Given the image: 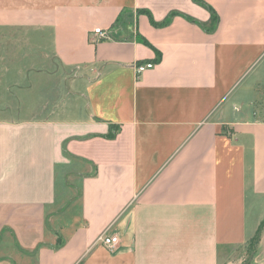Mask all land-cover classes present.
Listing matches in <instances>:
<instances>
[{"label": "crops", "instance_id": "obj_1", "mask_svg": "<svg viewBox=\"0 0 264 264\" xmlns=\"http://www.w3.org/2000/svg\"><path fill=\"white\" fill-rule=\"evenodd\" d=\"M259 208L264 0H0V264H233Z\"/></svg>", "mask_w": 264, "mask_h": 264}, {"label": "rangeland", "instance_id": "obj_2", "mask_svg": "<svg viewBox=\"0 0 264 264\" xmlns=\"http://www.w3.org/2000/svg\"><path fill=\"white\" fill-rule=\"evenodd\" d=\"M38 63L39 59H35ZM39 64V63H38ZM44 67H46V63H42ZM46 65V66H45ZM72 73H68V77H70ZM64 84L66 85L67 89L70 90L71 84H70V79L66 81V83L63 81V79L60 76H49L46 73H36L35 74V90H34V97L36 99V102L40 98H47L48 95L53 94L54 92H57L59 89L63 91L64 89ZM66 89V90H67ZM67 90V91H68ZM72 101V97L69 95L68 96V101ZM264 213V210L259 208L256 212L255 211H250L248 212L247 216V221L249 223V226L252 227L254 224V221L257 219V217H261L262 214ZM257 249V247H256ZM240 253V260L233 264H244V260H248L250 256L253 253V246L249 245L248 242L239 250Z\"/></svg>", "mask_w": 264, "mask_h": 264}, {"label": "trees", "instance_id": "obj_3", "mask_svg": "<svg viewBox=\"0 0 264 264\" xmlns=\"http://www.w3.org/2000/svg\"><path fill=\"white\" fill-rule=\"evenodd\" d=\"M173 15V14H172ZM172 15H170L168 18H166L165 20H163V22H160V23H155L153 20H152V23L154 25H158V26H163L165 24H167L169 21H170V18L172 17ZM217 16L212 14V18H211V21L210 23L208 24L207 27L203 26L204 29L206 31H213L217 25ZM109 137H112V135L110 134ZM264 227V220L259 224V226L257 227L255 233L253 234L252 237H250V239L248 240V244L253 246V253L252 255L250 256V258L248 260H244V264H250L254 258V255L256 253V247L259 243V240H260V236H261V232H262V229Z\"/></svg>", "mask_w": 264, "mask_h": 264}, {"label": "built area", "instance_id": "obj_4", "mask_svg": "<svg viewBox=\"0 0 264 264\" xmlns=\"http://www.w3.org/2000/svg\"><path fill=\"white\" fill-rule=\"evenodd\" d=\"M94 32L102 38L107 37V32L103 31L100 28H95ZM152 66H153V62H151V61L137 64V65H135V72H136V74H140L144 70H146L147 68H151ZM100 240L106 247L111 248V247L115 246L116 244H118L119 237L117 234H111V235L104 234L103 236L100 237Z\"/></svg>", "mask_w": 264, "mask_h": 264}]
</instances>
